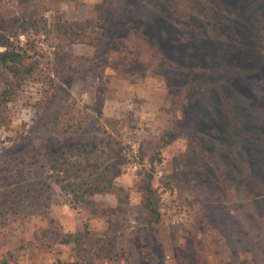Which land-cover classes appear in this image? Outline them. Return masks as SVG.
Segmentation results:
<instances>
[{"label": "rangeland", "instance_id": "374dc122", "mask_svg": "<svg viewBox=\"0 0 264 264\" xmlns=\"http://www.w3.org/2000/svg\"><path fill=\"white\" fill-rule=\"evenodd\" d=\"M160 2L171 5L170 36L164 39L146 20L157 19ZM54 3L67 18L91 20L102 0ZM129 5L128 14L135 16L112 47L102 110L103 120L130 149V162L117 179L120 191L90 196L73 207L57 190L46 214L29 208L9 213L0 218V253L16 250L17 264H58L77 250L59 244L56 236L79 234L85 243L113 236L117 247L130 252L121 260L95 258L92 264H264V0H129ZM15 6L16 0H5L6 11ZM55 13L48 12L50 20ZM156 36L162 38L159 45ZM205 45L211 52L225 50L233 67L184 116L192 68L187 52L195 46V57H202L197 65L204 67ZM73 51L94 54L89 45ZM166 53L175 62L169 68ZM102 61L79 66L70 87L77 109L95 103L99 76L93 66L103 69ZM42 89L41 80L28 79L7 105L10 124L0 126V154L27 134L24 128H52V117L39 118L45 112L37 106ZM177 167L183 170L182 184L168 183ZM152 168L162 217L149 225L136 184L139 173ZM175 196L185 210L174 206ZM176 211L183 214L180 220L173 218Z\"/></svg>", "mask_w": 264, "mask_h": 264}, {"label": "trees", "instance_id": "16d2710c", "mask_svg": "<svg viewBox=\"0 0 264 264\" xmlns=\"http://www.w3.org/2000/svg\"><path fill=\"white\" fill-rule=\"evenodd\" d=\"M54 2L16 0V6L6 11L5 0H0V126L10 124L7 105L19 96L25 82L31 78L42 83L37 106L45 112L39 118L52 117V122L47 121L52 128H24L27 134H22L12 147L0 154V218L25 208L32 214H46L57 190L62 201L73 207L96 194L118 193L121 188L117 179L130 162L129 146L116 128L103 120L102 110L107 94L104 70L115 51L113 45L131 25L130 18L135 16L128 14L132 6L129 0H102L96 19L80 20L65 17ZM194 6L198 10L196 3ZM170 9L171 5L160 2L157 19L146 18L155 30L161 31L163 39L170 36L166 23ZM53 10L56 13L50 20L48 12ZM175 13L172 17H176ZM162 38L156 36L155 45L161 44ZM80 44L91 46L93 57L76 54L73 47ZM202 49L204 67L197 65L202 57H195V46L187 52L192 68H189L181 105L184 116L206 91L211 94L222 73L233 67L231 55L225 50L211 52L206 45ZM96 58L103 59L104 68L93 66V72L99 76L95 103L85 105L88 110L77 109L70 87L76 81L79 66ZM164 59L167 68L175 64L167 53ZM167 80L170 81V76ZM53 108L55 110L48 114ZM173 123L176 127L178 120ZM182 171L177 167L167 176L168 183L179 181L182 184ZM139 175L136 187L143 193L144 221L149 225L158 223L162 213L153 187L154 169ZM203 201L210 209L208 200ZM55 239L77 250L72 258L58 264H92L95 258L121 260L130 253L117 247L113 236L89 243L79 234L57 235ZM18 257L16 250L0 253V264H17ZM129 263L133 264L131 260Z\"/></svg>", "mask_w": 264, "mask_h": 264}, {"label": "built area", "instance_id": "2783aa9c", "mask_svg": "<svg viewBox=\"0 0 264 264\" xmlns=\"http://www.w3.org/2000/svg\"><path fill=\"white\" fill-rule=\"evenodd\" d=\"M174 206L175 207H178V208H180V207H184V210L186 209V207L184 206V205H181L180 203H179V200L177 199V197L175 196V200H174ZM183 217V214L179 211V212H174V214H173V218L175 219V220H180L181 218Z\"/></svg>", "mask_w": 264, "mask_h": 264}]
</instances>
